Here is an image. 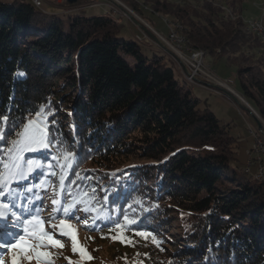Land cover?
Masks as SVG:
<instances>
[{
	"label": "trees",
	"instance_id": "1",
	"mask_svg": "<svg viewBox=\"0 0 264 264\" xmlns=\"http://www.w3.org/2000/svg\"><path fill=\"white\" fill-rule=\"evenodd\" d=\"M146 3L183 25L192 51L234 71L264 122L262 46L243 38L241 0ZM122 30L106 15L45 14L0 0V129L8 133L0 140V199L23 180L29 186L33 174L37 199L52 192L62 212L83 211L100 230L116 231L132 260L264 264V185L231 166L236 139L198 108L171 61ZM29 120L51 143L13 153L20 167H11L8 149ZM125 217L131 228L120 227Z\"/></svg>",
	"mask_w": 264,
	"mask_h": 264
},
{
	"label": "rangeland",
	"instance_id": "2",
	"mask_svg": "<svg viewBox=\"0 0 264 264\" xmlns=\"http://www.w3.org/2000/svg\"><path fill=\"white\" fill-rule=\"evenodd\" d=\"M89 1L90 0L87 2H92ZM168 1L195 5L203 0ZM97 3V5L88 4L79 8L78 11H76V14L85 18L102 15L111 17L115 24L123 25V30L120 35L125 39L130 37L133 39L134 35H142L141 33H149L150 35V31L141 24L144 22L163 36L175 38V40L166 39V47L181 45L187 47L189 50H193L185 40V28L183 25L169 17L160 16L154 13L151 6L146 3V0H97ZM132 4H135V8H139L141 12H137ZM110 6H115L113 9L117 10V13L121 15L117 14V16H115L111 11ZM241 7V19L243 24L259 19V22H262L264 26V0H241ZM121 16H123L122 20L120 18ZM125 16L127 18H125ZM243 36L245 40L254 36L258 38V35L254 33L243 34ZM149 40L150 43L154 45L157 39H155V35L151 33ZM133 41L139 44L136 40L133 39ZM258 43L262 46L259 51L264 58V42L258 38ZM158 44L159 45L155 44V47L159 51V55L166 57L171 61L170 63L173 64L170 58L171 56L164 51L165 47L162 43L160 44V42ZM142 45L145 46V44ZM198 52L204 54L202 60L203 68L211 77V80L202 81L205 89L191 86L192 95L199 100L198 108L211 111L219 121L220 125L226 126L229 135L236 139V161L233 162L231 166L235 170H240L247 161L246 152H248L249 149L251 150L253 145H257V147H261L260 145H262L264 147V122L240 93L236 85L234 71L227 68L221 61L218 62L215 58L207 56L205 52L199 50ZM145 54L147 56L151 55L149 51H146ZM125 61L131 67L134 66L130 57H125ZM227 80L233 82V90L242 100L230 98L228 101L219 95V87H216L215 85L218 84L219 81L223 82ZM258 124H260V128H258ZM251 175L254 174L251 172ZM17 188L18 196L24 193L26 194V192H23L22 186H17ZM27 194L28 195L24 197V200L17 198L16 209H14V206L12 205L10 213L8 214V219L6 221H0L4 222L3 224L5 225H11L13 222L16 224V227H4L13 228L14 230L0 228V245H3V247H0V264H12L13 253L10 250V245L15 244L21 237H23L29 245H36L38 241L31 235V233L34 231L38 232L41 226L46 232L53 234L54 239H58L63 247L48 245L37 249V251L49 253L47 258H41L40 260L35 258V252L31 249L27 250V255L32 257V259L29 260L25 258L24 252L17 248L15 252L18 257V264H70V262L71 264H143L136 260V258L135 260L130 259L127 254L124 255V253L120 251V244L118 242L119 235L116 231L106 232L100 230L103 226L98 227L97 224L89 221L83 211H75L74 213L63 211L61 216H59L62 204L56 207L53 206L52 192L44 194V196L39 198V201L36 200V205H32L34 192L29 191ZM2 208L3 207H0V212H4L1 211ZM128 219L129 217L122 220L123 222L120 227L126 229L131 228L130 220ZM61 222L71 225V229L65 230L71 231L76 236L77 247L78 249H84L86 256L82 257L79 250L74 253L72 239L68 236H61L59 234ZM22 227H24V230L21 233L25 234V236L18 237L15 240L14 236L17 233V229L20 231ZM8 233H13L14 235L9 236ZM172 233H174V231H172ZM113 237H116V239H113ZM88 257H91V259Z\"/></svg>",
	"mask_w": 264,
	"mask_h": 264
},
{
	"label": "snow or ice",
	"instance_id": "3",
	"mask_svg": "<svg viewBox=\"0 0 264 264\" xmlns=\"http://www.w3.org/2000/svg\"><path fill=\"white\" fill-rule=\"evenodd\" d=\"M20 76H23V73H19ZM44 112V109L41 108L39 112L35 113L37 117H39ZM4 123H7L8 118L6 116L2 117ZM45 119L47 117L45 116ZM8 135L7 132H4L2 129H0V140L5 139ZM18 139L12 141V147L8 149V156L9 160L11 161V167L19 168L20 165L18 161L20 160L19 156H13V153L19 152V151H27L30 153H34L37 151H40L41 149H47L51 143L47 139L48 131L44 127L38 126V122L36 120H29L26 124H23V128L21 131L17 132ZM2 162V161H0ZM29 168H31L34 164L33 161H27ZM5 168L9 167L8 163L4 164ZM53 203H56V201H53ZM0 207L6 208V205H0ZM67 211V209H65ZM8 219V216L4 212H0V220L6 221ZM127 219V217H125ZM7 226L16 227V224L13 222L11 225H5L3 223H0V228H4ZM65 229H71V225H67L64 222H61L60 224V232L59 234L61 236H68L72 239L73 242V252L75 253L77 250H79L82 257L86 256V252L84 249H78L77 247V238L71 231H66ZM27 231V230H26ZM9 236H13V233H8ZM32 236L35 237V239L38 241L36 245H29L23 237H21L15 244L10 245V250L12 251V264H18V257L16 255L15 250L19 248L22 252L25 254V258L31 260L32 257L27 255V250L31 249L33 252H35V258L37 260H40L41 258H47L49 256L48 252H41L37 251V249L41 247H46L48 245L54 246V247H63V245L60 243L58 239H54L53 234H49L44 230V228L41 226L39 228V231L32 232ZM137 235H141L144 238H147L148 233L146 232H137ZM113 239H116V237H113ZM121 242H128L125 241L123 237H120ZM155 243H159L158 241H154ZM0 247H3V245H0ZM91 259V257H88ZM71 264V262H70Z\"/></svg>",
	"mask_w": 264,
	"mask_h": 264
},
{
	"label": "built area",
	"instance_id": "4",
	"mask_svg": "<svg viewBox=\"0 0 264 264\" xmlns=\"http://www.w3.org/2000/svg\"><path fill=\"white\" fill-rule=\"evenodd\" d=\"M92 2L89 4L97 5V0H91ZM33 3L36 6H39V2L34 0ZM115 6H110V9L113 14H119L117 13V10H114ZM121 15V14H120ZM123 16H121L122 20ZM125 18H127L125 16ZM141 23V22H140ZM144 25L149 31V33H141L142 35H134V39L138 42H142L145 44L147 48L156 49V45H159L162 43V45L165 47L164 51L169 54L172 58H174L175 61H178L179 66L184 73L186 77H189L192 80H196L197 82L201 83V87L204 88L205 86L202 84L203 80H211V77L204 71L202 60L204 57L203 53H198L197 51H189L187 47L184 46H175V47H166V39H174L170 36H163L161 33H158L153 28L145 24L144 22L141 23ZM252 28H257L259 32L261 33L262 37L264 38V26H259V19L254 20L250 22ZM148 31V32H149ZM151 33L155 35L156 45L150 43V36ZM158 42V43H157ZM216 87H219L220 96L226 100L229 101L230 98H236L241 99L238 97V95L233 90V82L231 80L227 81H219L218 84L215 85ZM205 89V88H204ZM242 100V99H241ZM261 147H257V145H253L251 150L249 151V154L251 157H253V160L247 163L245 166V170L247 172H252L256 177L259 178V182L264 183V147L260 145ZM252 166L254 167L253 170H251Z\"/></svg>",
	"mask_w": 264,
	"mask_h": 264
},
{
	"label": "water",
	"instance_id": "5",
	"mask_svg": "<svg viewBox=\"0 0 264 264\" xmlns=\"http://www.w3.org/2000/svg\"><path fill=\"white\" fill-rule=\"evenodd\" d=\"M33 1H34V0H28V2H29L34 8H36L37 10H39V11L45 13V12L42 11V9H41L42 1H41V0H36V1L39 2V6H36V5L33 3ZM59 1L63 2V4H64V2H66V3L68 4V5H65V4H64V5L67 6V7L65 8V11H66V12L63 13V14H74V13H76V11H78L79 8H82V7H84V6H86V5L89 4L87 1H86V2H82V3H77V0H59ZM89 2H91V0H90ZM45 14H47V13H45ZM53 15H54V14H53ZM258 128H260V124H258ZM249 150H250V149H249ZM249 150H248V152H246V155H247V161H246L245 165H244L243 168H242V172H243L247 177H250V178L253 179V177H251L250 175H248V173L244 170V169H245V166L247 165V163H249L250 161L253 160V157H251V155L249 154ZM253 169H254V167L252 166L251 170H253ZM252 172H253V171H252ZM253 180H254V179H253ZM254 181H256V180H254ZM256 182L264 185V183H261V182H258V181H256Z\"/></svg>",
	"mask_w": 264,
	"mask_h": 264
},
{
	"label": "bare ground",
	"instance_id": "6",
	"mask_svg": "<svg viewBox=\"0 0 264 264\" xmlns=\"http://www.w3.org/2000/svg\"><path fill=\"white\" fill-rule=\"evenodd\" d=\"M120 15V14H119ZM115 16H117V14H115ZM121 18V17H120ZM120 22V21H119ZM179 26V25H178ZM259 26H263V23L262 22H259ZM180 28H181V25H180ZM176 29V28H175ZM246 31L248 33H254L256 35H258V38L262 41H264V38L262 37L261 33L259 32V30L257 28H252L251 24L250 23H247L246 24ZM174 32V31H173ZM175 35V34H174ZM178 35V34H177ZM134 39V38H133ZM135 40V39H134ZM137 41V40H136ZM179 41V40H178ZM138 42V41H137ZM167 42V41H166ZM139 44H143L142 42H138ZM181 46V45H180ZM189 51H192V50H189ZM166 54H168L167 52H165ZM200 53V52H199ZM172 62H173V65H174V68L177 72V74L184 78L192 87H201V84L199 82H197L196 80H192L190 79L189 77H186L184 75V73L182 72L180 66H179V63L178 61H175L174 59H172V57H170ZM245 170V169H244ZM246 171V170H245ZM247 172V171H246ZM248 175H250L251 177H253L254 180L258 181L259 182V178L256 177L255 175H251V172H247Z\"/></svg>",
	"mask_w": 264,
	"mask_h": 264
},
{
	"label": "crops",
	"instance_id": "7",
	"mask_svg": "<svg viewBox=\"0 0 264 264\" xmlns=\"http://www.w3.org/2000/svg\"><path fill=\"white\" fill-rule=\"evenodd\" d=\"M1 1L11 3L16 0H1ZM17 1L28 2V0H17ZM41 1H42L41 9L47 14L61 15L66 12L65 8L67 6H65L63 2L59 0H41Z\"/></svg>",
	"mask_w": 264,
	"mask_h": 264
}]
</instances>
